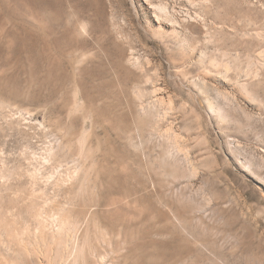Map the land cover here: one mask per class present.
I'll return each mask as SVG.
<instances>
[{
    "label": "rangeland",
    "instance_id": "374dc122",
    "mask_svg": "<svg viewBox=\"0 0 264 264\" xmlns=\"http://www.w3.org/2000/svg\"><path fill=\"white\" fill-rule=\"evenodd\" d=\"M258 32L264 35V0H0V170L7 175L0 227L20 234L27 227L35 239L36 211L65 210L78 223L87 264H264V65L252 86L260 83L254 91L263 108L248 107L250 127L231 108L236 118L226 130L251 172L224 162L207 116L196 118L204 108L174 77L185 65L184 41L197 48L186 68L192 76L202 80L204 69L235 62L231 79L246 80L257 61L264 64ZM159 82L166 117L157 122L138 105H152ZM171 121L202 163L198 178L166 161L153 134L155 123L166 129ZM75 168L77 182L56 183Z\"/></svg>",
    "mask_w": 264,
    "mask_h": 264
},
{
    "label": "bare ground",
    "instance_id": "6f19581e",
    "mask_svg": "<svg viewBox=\"0 0 264 264\" xmlns=\"http://www.w3.org/2000/svg\"><path fill=\"white\" fill-rule=\"evenodd\" d=\"M195 1L197 2L198 0H195ZM162 31H163V29H162ZM172 31H173V33H177L178 29L177 30L172 29ZM156 34H157L156 36H159L162 39L166 37L165 33L161 32V30H160V32L157 31ZM244 35L247 37L248 35H250V32L247 31V32H245ZM251 35H250V37H251ZM257 35L262 36V37L264 36L260 32H258ZM181 44L182 45H180V47H179V55L182 57L183 61L185 62V65L183 67H181V68L179 67V69L175 70L174 77L177 81V84L186 89V94L194 102L195 108H197V109H200V108L203 109L204 108L203 109L204 112L198 113L196 115L197 116L196 118H199L201 121V119H203L205 116H207V118H208L207 125L211 126L216 131L217 139H218L219 144H220V152L219 153H221L224 156V162L227 165H231V166H234L236 168L243 169L245 171L248 170L247 172H251L252 171V162L249 160H244L242 162V159L240 161L239 154H242V152L240 153L241 146L235 138H232L230 135H228V136L226 135V130L230 127L231 124H233L235 122V118H236L235 116H233V114H232L233 112L231 111V108L233 109V111H237L239 109L242 111L241 113H243V115L245 116V119L247 122L246 124L249 127H250V123L252 122L251 121L252 116H251L250 111L248 110V107L255 108V109L260 110V111L263 108L262 107L263 105L261 104L262 101L258 98V96L256 95V93L254 91V89L256 87L257 88L259 87L260 83H258V86L253 87V89H252V86L256 85V84H254V82L255 81L258 82L259 81L258 79H260L262 76V68H263L264 64H261V63H263V62L260 63L257 61L256 64L253 63L254 69H253V71L251 70L250 75L248 73H247L248 75L246 74L248 76V78L246 77V80H242V78H239L241 75L240 76L238 75L237 79L234 81L231 79V75H232L233 71L239 70L237 65H236L237 63L235 64V62L226 63V64L223 63V64H225L223 66L224 68L222 70H218L215 73L209 69H204L201 73L202 80L200 78H199L200 79L199 80L198 78L192 76L189 73V71L186 70L188 65L191 64L192 58L194 55L193 52H195L197 48H192L193 49V52H192V50L190 51L188 49L189 44L186 45L187 43L184 41ZM260 56L264 57V51L261 52ZM206 58L207 57L205 54H200L199 58L197 60V64L200 66H204L206 64ZM132 61H133V59H132ZM209 62H210V65H212V66H218L219 65V64L217 65V62L215 61V59H210ZM138 67H139V65H138ZM247 67H249V66H247ZM235 74L237 75L236 72H235ZM240 74H242V73L240 72ZM148 80L149 79L147 78V81ZM211 90L215 91L217 93L218 97L223 98L224 101L229 104V106L227 105L228 107L226 108L223 105H221L220 101H218L216 98H214L211 95V93H210ZM166 91H167V89L165 88V86L162 83L159 82L158 84L154 85V91L152 94L155 96V99L153 102L151 101L152 105H145V102L140 103V104L138 103L139 104L138 110L141 112V114L144 116L149 115L150 117L155 118V120H157V122L164 119L166 117V115H164V117H161L160 114L162 112L161 113L159 112L158 105L161 104L162 102H165L164 96H166V94H167ZM203 103L205 105H203ZM241 103H243L244 105H242ZM168 109H169L168 111L172 114H176V112H177V108L175 106V101L173 100L172 97H168ZM164 114H165V112H164ZM186 116H184V117L186 118ZM143 120H145V119H143ZM141 121H142V119H141ZM146 122H147V120H146ZM151 122H153V121H151ZM149 123H148V125H149ZM173 127H174L173 121L168 123V126L166 129H162L161 126H159L157 123H155V125L152 127V131H153V134L158 139V141L163 146L164 156L167 159L166 161L175 162V164H176L175 167H177L179 165L178 168L182 169L183 173L185 172L186 174L190 175L194 179L198 178L199 175L201 174V170H202L203 166H201L199 164L201 162H198L195 159L196 157L195 158L193 157V154H192V152H193L192 148L193 147L189 146V144H188L190 139L187 138L186 136L185 137L182 136L181 134H176L177 132L175 133V131H174L175 129L173 130ZM202 127H204V126L201 124V130L203 131ZM188 133H189V131H188ZM205 135H206V133L203 136H205ZM206 138L204 140H206ZM194 147H195V145H194ZM240 157H242V155ZM76 164H78V163H76ZM171 164H173V163H171ZM172 168H173V166H172ZM75 169H77V168H75ZM75 169L73 170L74 172H75ZM172 170L174 172V169H172ZM177 170L175 173L179 172ZM206 170H208V169H206ZM4 171H5V169H4ZM32 172H31V176L34 177V174H32ZM37 172H39V171H37ZM206 172H208V171H206ZM4 174H6V173H3L2 170H0V179L1 180H4L7 177V175L5 176ZM80 174H81V169H77V172L74 173V176H72L70 178L67 177V179H66V177H65V179H63L64 176H61L62 179L59 178L60 180H58V182H56V183L60 185V183L63 184L65 182L64 185L68 186V184H72L73 181H75L77 178H79ZM186 174H184V176ZM71 175H69V176H71ZM80 176H81L80 178H82V175H80ZM182 179H184V177ZM66 182L68 184H66ZM75 182H77V180ZM258 182H260V181H258ZM79 183H80V181H79ZM3 184H4V182H3ZM35 184H37V183H35ZM7 185H9V184H7ZM54 186H55V184H54ZM61 186H63V185H61ZM34 191H36V190H34ZM180 196H181V194H180ZM23 198H25V196ZM182 198H183V196H182ZM208 198H209V196H208ZM55 211L56 210H54V212ZM32 214H33V212H32ZM34 218L35 219H33V220H37V222L39 224V227L37 228L36 233H35V235H36L35 239H31L33 237L28 238L27 236H25V234L27 232H29L27 227H26V233L25 234L24 233L20 234L19 232H17V230H11L10 228H12V227L9 228L10 225L0 227V244H1L0 246H2L3 250L5 251V255H0V264H50V262L54 259L57 260V264H87V257L88 256H86V252H85V251H87V250H85L86 249L85 243H81V238L79 236L80 234H79L78 228H77L78 223L75 222V220L73 219V217L71 216L69 211L63 210L61 212V214L55 213V214L47 215V213H44L43 211L38 210L34 213ZM70 229H73L72 232H70L67 237H64L63 234H65L66 231L70 230ZM20 230H21V228H20ZM33 231H34V229H33ZM45 232H48V233L46 234ZM80 233H81V231H80ZM32 235H33V233H32ZM92 250H91V252H92ZM108 255L105 254V256H108ZM105 256L103 258H105ZM52 263H53V261H52ZM98 264H105V262L99 259Z\"/></svg>",
    "mask_w": 264,
    "mask_h": 264
}]
</instances>
